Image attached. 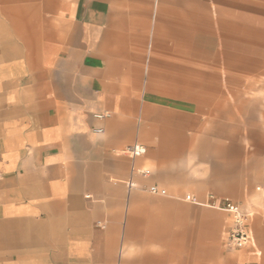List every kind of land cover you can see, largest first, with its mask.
Segmentation results:
<instances>
[{"label": "crops", "instance_id": "obj_1", "mask_svg": "<svg viewBox=\"0 0 264 264\" xmlns=\"http://www.w3.org/2000/svg\"><path fill=\"white\" fill-rule=\"evenodd\" d=\"M196 19L184 0H0V264H264V198ZM187 192L258 210L252 243L227 250L218 209L222 233L196 212L188 239Z\"/></svg>", "mask_w": 264, "mask_h": 264}, {"label": "rangeland", "instance_id": "obj_2", "mask_svg": "<svg viewBox=\"0 0 264 264\" xmlns=\"http://www.w3.org/2000/svg\"><path fill=\"white\" fill-rule=\"evenodd\" d=\"M215 8L222 10L220 15L226 14L224 11L231 9L233 13L244 12L259 22L264 21V0H184V20H189L191 16L197 17L192 26L198 29L191 32L190 39L196 36L197 47L208 52L210 58L220 49L219 56L214 57L215 67L219 68L215 78L218 77L221 81L222 96L231 101L230 104L221 106H236V112L233 114L234 122L239 136L244 138L248 148L246 161L250 168L248 167L247 179L252 177L256 192L264 198V182L262 183L264 181V22L258 24L237 21L236 26L239 29L234 31V23L217 18ZM199 20L206 21L208 26L201 28L200 23H197ZM186 27L184 22V31ZM231 57L243 60L244 63H237L233 67ZM213 61L206 64H211ZM249 63L257 64L254 71L248 68ZM212 78L213 75L209 77L210 80ZM185 195L193 194L187 192ZM205 200L206 197L205 199L203 197L202 202ZM183 202L184 222L188 225V228H184V235H189L188 239H194L196 236L198 228L196 212L220 215L219 232L222 233L223 225L228 220L224 212L207 205L198 206L187 201ZM248 211L253 215L255 223L258 219V210L249 208ZM216 235L218 238L219 233L217 232Z\"/></svg>", "mask_w": 264, "mask_h": 264}, {"label": "built area", "instance_id": "obj_3", "mask_svg": "<svg viewBox=\"0 0 264 264\" xmlns=\"http://www.w3.org/2000/svg\"><path fill=\"white\" fill-rule=\"evenodd\" d=\"M108 114H97L95 115L98 119H104ZM98 133H102L103 130H97ZM146 147L142 145H132L127 148L126 153L131 157L137 158L146 154ZM150 171H143L141 174L147 175ZM149 193L155 196L165 197L168 195L166 189L161 188L157 185H153L148 189ZM185 200L197 205H207L215 209L226 212L231 217V227L229 230L228 237L225 239V248L229 251L240 250L253 241V235L249 229V220L251 214L246 212L242 207L229 199L219 201L213 195H210L206 202H201L191 195H187Z\"/></svg>", "mask_w": 264, "mask_h": 264}]
</instances>
